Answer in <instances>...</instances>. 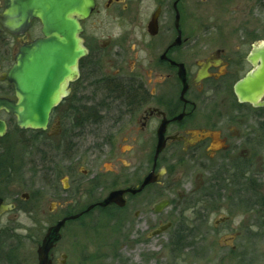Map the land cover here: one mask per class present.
Masks as SVG:
<instances>
[{
  "label": "flooded vegetation",
  "instance_id": "af4514ba",
  "mask_svg": "<svg viewBox=\"0 0 264 264\" xmlns=\"http://www.w3.org/2000/svg\"><path fill=\"white\" fill-rule=\"evenodd\" d=\"M94 2L47 128L0 111V159L8 134L22 158L0 164V264L264 253V0ZM42 30L0 23V99L18 102L8 74Z\"/></svg>",
  "mask_w": 264,
  "mask_h": 264
},
{
  "label": "water",
  "instance_id": "95a60500",
  "mask_svg": "<svg viewBox=\"0 0 264 264\" xmlns=\"http://www.w3.org/2000/svg\"><path fill=\"white\" fill-rule=\"evenodd\" d=\"M94 6V0H8L6 10L0 16L3 28L17 35L32 19H38L44 36L19 52L16 64L8 74L18 102L0 99V111L15 116L19 128H47L52 110L67 95L68 82L79 75V60L86 55L79 37L82 32L80 22L90 16ZM245 84H240L242 87L238 89L242 98H245ZM259 88L264 89V79ZM5 134L6 124L0 120V138ZM150 178L153 180L152 176ZM150 178L145 185L151 182Z\"/></svg>",
  "mask_w": 264,
  "mask_h": 264
},
{
  "label": "rangeland",
  "instance_id": "374dc122",
  "mask_svg": "<svg viewBox=\"0 0 264 264\" xmlns=\"http://www.w3.org/2000/svg\"><path fill=\"white\" fill-rule=\"evenodd\" d=\"M13 137V134H8L4 140V143L8 145V149L5 150L1 155L0 164L5 165V168H14L19 171L21 169V152L14 149V141L9 142ZM124 150V148H123ZM88 169L90 167H87ZM104 169L110 170L109 165H104ZM233 245L232 241L223 240L220 245ZM248 245L246 246V248ZM223 248V247H222ZM250 250L263 251L264 252V241L252 242ZM167 259H165V256ZM204 254L203 258L201 256ZM170 253H156L155 263L156 264H264V253H193L186 258H179L177 255V262H172Z\"/></svg>",
  "mask_w": 264,
  "mask_h": 264
},
{
  "label": "trees",
  "instance_id": "16d2710c",
  "mask_svg": "<svg viewBox=\"0 0 264 264\" xmlns=\"http://www.w3.org/2000/svg\"><path fill=\"white\" fill-rule=\"evenodd\" d=\"M180 255L181 253H171L172 256H177V255Z\"/></svg>",
  "mask_w": 264,
  "mask_h": 264
}]
</instances>
